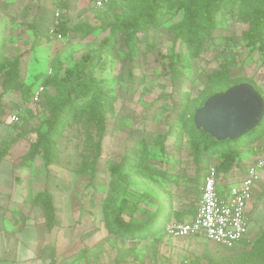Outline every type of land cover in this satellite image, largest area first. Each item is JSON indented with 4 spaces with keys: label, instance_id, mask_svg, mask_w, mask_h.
Returning <instances> with one entry per match:
<instances>
[{
    "label": "rangeland",
    "instance_id": "rangeland-1",
    "mask_svg": "<svg viewBox=\"0 0 264 264\" xmlns=\"http://www.w3.org/2000/svg\"><path fill=\"white\" fill-rule=\"evenodd\" d=\"M52 1L57 7L53 12L67 14L63 5L68 0H50V3ZM45 2L17 1L16 11L8 13L12 26L7 31L4 46L0 48L1 58L23 56L22 77L29 83L42 80L38 75L45 74V71H52L53 76L65 75L66 70L79 61L87 49L97 47L108 35V30H102L105 18L125 12L130 0H104L101 6H97L96 0H90L88 9L73 17L69 24L72 31L66 36L55 37L54 20L52 26L45 30L43 25L50 21L45 20L37 26L40 31L35 39L33 22L37 21V14L34 15V12L47 8L49 3ZM243 5L244 2L239 0L233 7L221 9L216 16L213 39L206 51L184 64L177 63L174 71L169 63L170 56L187 52L184 44L175 42V34L170 31V26L182 19V10L170 9L161 27L139 35L138 54L133 61L126 58L128 49L124 37H119L117 44L109 50L111 62L107 70L98 68L95 72L98 79L109 77L116 81V102L108 116L98 173L91 179L89 175L77 172L85 146L80 120H72L58 138L59 160L52 165V172L69 179L74 193L92 194L104 201L113 179H117V176L112 177L111 166L122 163L126 174L144 181L128 189V197L138 205V218L146 217L149 211L156 209L154 188L169 193L173 207L170 221L190 218L200 202L205 168L195 158L186 122L211 83L209 74L226 65L231 80L253 82L264 93V52L258 47L252 49L247 43L246 32L251 27V14ZM89 26L98 30L89 35L79 32L80 28ZM35 41L37 45L33 46ZM47 93L55 94V88L48 86ZM46 107L45 97L37 107L26 103V112L21 120H34L26 131L32 132L26 134L27 139H23L26 146L35 139L36 129H46L43 122L48 116ZM162 140L164 149L160 146ZM117 183L121 187L125 185L123 180ZM109 236L108 243L103 244L96 254L89 255L84 250L80 257L94 256L105 260L102 264H116L123 254L125 264H151L153 260L164 259L166 262L177 259L183 264L203 262L204 256L198 250L204 247L202 241L197 245L194 241L174 240L163 232L138 241ZM252 244L245 251L251 250ZM173 247L180 251L172 254ZM253 262L264 264V256L253 259Z\"/></svg>",
    "mask_w": 264,
    "mask_h": 264
},
{
    "label": "trees",
    "instance_id": "trees-1",
    "mask_svg": "<svg viewBox=\"0 0 264 264\" xmlns=\"http://www.w3.org/2000/svg\"><path fill=\"white\" fill-rule=\"evenodd\" d=\"M238 1L130 0L129 7L125 12L116 14L112 18H105V24L103 25L105 29L102 27V30H108V35L102 39L97 47L87 49L79 61L66 70L65 75L53 76L52 73L38 75L42 80L40 79L36 83L42 81L46 88L41 101L43 102L45 97L47 102L48 116L43 121L46 129L35 130V139L29 144L27 152L23 155V163L25 165L29 164L38 155L43 157L47 166L57 163L59 160L58 138L72 120H80L84 128L85 146L77 172L89 175L93 179L98 173V165L107 133L108 116L113 112L116 102L114 94L116 81L109 77L98 79L95 75L98 68L107 70L109 67L111 62L110 48L117 44L119 37H124L128 49L126 58L133 61L138 54L139 35L150 29L161 27L170 9L182 10V19L172 24L170 31L175 34V42L180 41L184 44L187 52H178L170 56L169 63L174 71L177 69V63L184 64L186 60L195 59L206 51L216 29L217 13L221 9L233 7ZM240 1L244 2V8H248L251 14V27L246 32L247 43L252 49L258 47L264 52V0ZM71 21L72 18L68 15L59 19L54 29L56 38L66 36L72 31L69 27ZM96 29L93 26L83 27L79 29V32L89 35L94 33ZM1 78L3 94L20 91L23 100L30 103L36 83L28 84L23 80L21 56L0 59ZM208 78L211 83L206 87L200 104L195 106L189 115L186 126L196 160L199 163L201 162L205 168L207 165L205 157H217L219 159L217 171L221 176L233 168L240 159L243 148L262 140L264 137V119L254 132H248L239 140L217 141L203 129L196 127L195 112L212 95L244 82L253 84L263 98L264 93L253 82L240 79L231 80L229 68L226 65L214 70ZM48 86L55 88V94L47 93ZM22 121L27 122L24 119ZM31 132L19 131L17 138L3 143V147L0 149V160L6 156L18 137L26 136ZM160 144L161 149H164L163 140ZM144 145L147 147L145 140ZM110 172L112 177L117 176V179H113L110 191L103 201L104 229L106 233L130 241L145 240L155 236L158 232L166 233L165 227L170 222L173 212L168 191L154 188L156 192V209L149 211L146 217L138 218V205L128 197V189L131 185L141 184L144 181L126 174L122 163L111 166ZM118 178L123 180L124 187L119 186L117 183ZM35 201L43 205L47 224L52 228L56 221V209L52 194L48 190L42 191L37 194ZM263 256L264 232L254 241L251 250L228 257L219 264H255L253 259L262 258ZM124 260L125 255L123 254V257L121 255L117 262Z\"/></svg>",
    "mask_w": 264,
    "mask_h": 264
},
{
    "label": "crops",
    "instance_id": "crops-1",
    "mask_svg": "<svg viewBox=\"0 0 264 264\" xmlns=\"http://www.w3.org/2000/svg\"><path fill=\"white\" fill-rule=\"evenodd\" d=\"M17 1L19 0H0V48L4 46L7 31L12 26L8 13L10 15L11 10L16 11ZM46 1L45 4L49 3L47 8L42 7L38 12H34V15L37 14V21L33 22L35 39L40 31L37 26H41L43 21L50 20L47 25H43L46 30L52 26L53 20L56 25L65 15L73 20L74 16L88 9L90 0L83 3L82 0H68V3L63 5L67 14L60 15V12L56 11L59 17L53 12L57 8L54 2ZM17 56H21L22 75L23 56ZM45 73L51 74L52 71ZM26 83L30 84L28 81ZM40 83L42 81L36 83L35 88ZM25 108L26 102L20 91L3 94L1 78L0 149L3 143L17 138L19 131L29 130L34 120L27 122L21 120V116L26 112ZM16 113L20 114L18 125L11 121V115ZM24 138L27 139L26 136L18 137L6 156L0 160V264H102L105 260L94 256L81 258L80 253L87 250L89 255L96 254L103 244L108 243L106 241L110 236L104 229L103 200L92 194L74 193L73 189L71 190L73 183L52 172L53 164L47 166L41 155L25 165L23 155L29 146L23 143ZM260 156H264V137L243 148L241 157L233 168L220 176V194L226 195L230 186L239 184L246 176L247 167ZM212 159L219 163L217 157H208L206 163ZM45 190L52 194L56 209V221L52 228L47 224L43 205L35 201L37 194ZM246 216L248 232L234 247L216 244L201 235L186 238L168 237L174 240L194 241L197 245L202 241L204 247H199L198 250L204 256L203 262L195 261L193 262L195 264H219L228 257L244 252L264 230V171L254 186L252 197L247 204ZM179 251L173 247L171 253L176 254ZM154 261L151 264L180 262L177 259L168 262L165 259ZM180 263L183 264L182 261ZM116 264L125 263L122 261Z\"/></svg>",
    "mask_w": 264,
    "mask_h": 264
},
{
    "label": "built area",
    "instance_id": "built-area-1",
    "mask_svg": "<svg viewBox=\"0 0 264 264\" xmlns=\"http://www.w3.org/2000/svg\"><path fill=\"white\" fill-rule=\"evenodd\" d=\"M97 6L104 0H96ZM59 17V13H55ZM45 86L40 83L33 91L30 104L40 105ZM13 123H20V114L11 115ZM216 160L206 165L201 189L200 202L194 216L190 219L170 221L165 232L172 238L203 236L207 240L225 247H234L248 232L246 208L252 197L255 184L264 171V156L256 158L246 170V176L237 185L228 188L226 195L219 192L220 176ZM169 264H181L173 262Z\"/></svg>",
    "mask_w": 264,
    "mask_h": 264
},
{
    "label": "water",
    "instance_id": "water-1",
    "mask_svg": "<svg viewBox=\"0 0 264 264\" xmlns=\"http://www.w3.org/2000/svg\"><path fill=\"white\" fill-rule=\"evenodd\" d=\"M264 119V98L249 82L209 97L194 116L198 129L217 141L239 140L255 131Z\"/></svg>",
    "mask_w": 264,
    "mask_h": 264
}]
</instances>
